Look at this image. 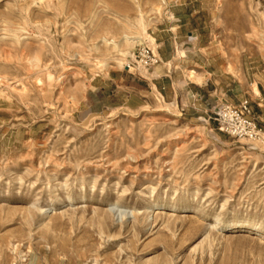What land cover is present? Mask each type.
<instances>
[{"label": "rangeland", "instance_id": "1", "mask_svg": "<svg viewBox=\"0 0 264 264\" xmlns=\"http://www.w3.org/2000/svg\"><path fill=\"white\" fill-rule=\"evenodd\" d=\"M171 8L161 99L136 53ZM242 100L254 140L208 120ZM0 264H264V0H0Z\"/></svg>", "mask_w": 264, "mask_h": 264}, {"label": "crops", "instance_id": "2", "mask_svg": "<svg viewBox=\"0 0 264 264\" xmlns=\"http://www.w3.org/2000/svg\"><path fill=\"white\" fill-rule=\"evenodd\" d=\"M172 12L171 18L166 20V24H164L163 28V22L159 24L155 31H152V38L153 42L155 44V51L157 54V57L159 59V63L154 68V71L151 73L150 76L153 77V75H156L155 78H152L150 80V85L158 92V95L162 99L161 93L165 96H172L175 92V89L173 88V81L172 77L175 75L174 69H166L163 67L164 62H170L171 59L174 60L173 56V50L175 46L178 44V42L181 40L179 29L183 26L182 22L180 21V15L178 14L179 9L177 8H171ZM189 40L187 41V44L191 42V46L184 47V52L189 54L195 55V49L197 51L203 49L201 46V37L200 35H197L194 37H188ZM185 45V43H182ZM191 47V48H189ZM202 55V54H200ZM202 58L204 61H202L205 74H207V77L204 78L203 82L201 84H192V87L185 84V87L183 88V91L185 92V95L190 93V96H198L200 98L199 106H202V100L208 98L215 97V95L218 92V89L215 87L214 89L210 86L211 85V79L213 77V73L208 71L207 68V61L209 59V55L204 56L202 55ZM198 61V59L196 60ZM195 61V62H196ZM194 72V71H193ZM195 74V73H194ZM205 76V75H204ZM201 101V102H200ZM169 104H174L173 102Z\"/></svg>", "mask_w": 264, "mask_h": 264}, {"label": "built area", "instance_id": "3", "mask_svg": "<svg viewBox=\"0 0 264 264\" xmlns=\"http://www.w3.org/2000/svg\"><path fill=\"white\" fill-rule=\"evenodd\" d=\"M136 57L140 67L145 70L159 63V59L147 46L138 48ZM191 97L196 101L200 100L198 96L192 95ZM208 120L216 122L219 132L233 138L254 140L259 136L257 122L247 100H242L237 104L224 102L213 112L212 118L208 117Z\"/></svg>", "mask_w": 264, "mask_h": 264}, {"label": "bare ground", "instance_id": "4", "mask_svg": "<svg viewBox=\"0 0 264 264\" xmlns=\"http://www.w3.org/2000/svg\"><path fill=\"white\" fill-rule=\"evenodd\" d=\"M164 3V2H163ZM124 38L126 39V40H129V39H131V43H133V44H138V45H141V39H139V38H136V37H126V36H124ZM105 39V38H104ZM106 40V39H105ZM108 40V39H107ZM111 41V40H110ZM114 42V41H113ZM111 44V43H110ZM154 53V52H153ZM155 55V54H154ZM156 56V55H155ZM190 79H193V80H195L196 79V77L194 76V73H192L191 74V76H190ZM197 81V80H196ZM193 82H195V81H193ZM198 83V82H197ZM253 93L255 94V95H258L259 94V92H258V90H257V88L255 87V86H253ZM169 105H171V106H174V104H169ZM232 226V225H231ZM228 228V227H227Z\"/></svg>", "mask_w": 264, "mask_h": 264}]
</instances>
